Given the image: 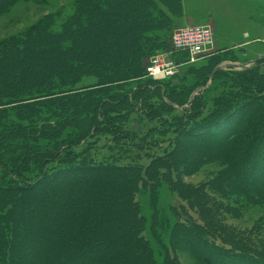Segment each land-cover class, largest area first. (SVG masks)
<instances>
[{
    "label": "rangeland",
    "instance_id": "rangeland-1",
    "mask_svg": "<svg viewBox=\"0 0 264 264\" xmlns=\"http://www.w3.org/2000/svg\"><path fill=\"white\" fill-rule=\"evenodd\" d=\"M180 1L158 0L156 1V7L149 6L157 23H154V26L150 28L152 30V40H150L149 46L146 47L143 53L145 73L141 72L139 76H136L137 73L132 72L124 86L114 85L113 90L116 92V89L123 87L125 90L134 91L142 84L149 89V92L146 91L150 96L149 101L154 104L164 102L171 106V108L163 107L165 109H161V111L163 110V118H160L162 113L160 115L155 114L157 117L155 120H151L146 116L141 118V112L130 115V126L140 138H143V135L146 134L152 142H155L157 138L166 141L170 139L169 143L162 145L163 147L144 145L142 149L138 150L143 155H149V157L142 160L143 163H151L154 156L168 153L173 148H176V152L181 153V157H185V154H182L184 151L188 158L179 159L176 157V160L173 161L174 169H169L163 174L168 176H162L157 181L154 180V184L147 183L143 186L140 183V187L135 194V200L131 198V203L128 202L127 192L124 189L129 184L123 182L125 180L121 178L122 173L91 172L83 169L79 172L58 174L59 169L48 171L49 164L44 171L37 169L36 162L31 161V170L27 172L28 183L21 185L20 182L17 191H6L5 194L0 196V211L6 215L0 217V226H2V230L0 229V243L6 250L9 249V258L5 259V264H24L23 261L19 262L16 257L20 255L27 257L31 255V250H39L37 247L40 241L39 238L43 239L45 243L47 240L48 245H52L53 240L51 238L46 239L38 230H40L41 224L44 223V225L51 228L54 217L63 215L65 217V211L70 209L71 212L75 213L77 207L78 211L82 210L83 207L81 206L90 201L96 204V207H91L87 215L90 216L93 212L92 216L96 215L95 217H98V211L102 207L99 203L102 200L96 195L99 186H107L108 190H111V193L103 201L107 204V207H115V204L119 207L117 208L118 212L111 211L116 223L109 224L110 229L101 227V232L104 229L102 235L95 241H90L87 247L75 254L77 258L68 260L67 264L93 262V259L97 255H101L103 251H110L108 243H105L109 238L115 239L116 237L118 241L131 244V237L126 232L131 231V225L134 223H136L134 227L137 225V230H140L145 240H147L144 242L145 247L143 249H151L154 260L148 261L149 263L214 264L212 259L208 261L202 259L196 247L187 242L186 237L190 232L187 230L186 221L192 223L193 230L191 232H197L198 225L203 231L208 232L207 234L212 237V241L215 239L222 245L247 250V252H252L264 258V199H261L257 191L251 190L253 187L256 189L258 185H264V161L262 163L263 167L258 165L254 168L257 179L256 184H252L250 179H246L243 172L234 173L232 167L228 166L227 161L216 157L214 153H208L207 155L203 151L207 148L210 151L215 147L226 148L227 146V150L224 149V152L230 153L233 148H229L231 145L228 143L234 141V138L228 142H223V140L228 139L227 136L230 137L233 131L238 130L236 128L237 123L238 125L241 123V127H243V122L250 124L249 116L251 117L252 112H255V110L258 113H256V116L254 115L253 123L264 126V114L257 106L262 103L264 106V0ZM75 2L76 0H16L5 12L0 13V41L14 35L24 36L30 33L31 27H35L37 23H43L44 21L46 27H50L53 31L61 29L64 18L75 10ZM168 5L181 14L177 13V16H171L172 21L169 18H163V15L159 13L161 10H167ZM119 14V16L123 15ZM49 17L52 23L47 21ZM122 17L127 18V21L129 20L127 16L123 15ZM194 25H210L212 27L214 32L212 49L214 53L202 56L204 59L193 63L191 59L180 56L183 52L171 54L170 51L172 34L183 26ZM34 31H37V29L35 28L30 34ZM112 39L115 41L116 38L113 36ZM159 56L172 60L176 65V71L174 76L167 79H153L154 81H152V77L148 75L147 67ZM119 63L120 65H126L129 64V60L121 58ZM113 70L107 69L106 73L112 74ZM247 76H255V82L244 81L243 78ZM110 80L113 81L114 78ZM97 81L98 79L95 76H87L76 87L81 88L92 85ZM239 83L244 84L242 89ZM248 86L251 88L249 89ZM165 89H167V92H165ZM232 94H234V97H232ZM197 95L202 96L208 102L205 113H209L212 107H221L220 103L228 100H232L228 103L229 106L243 102L237 109L229 111L222 119L224 124L222 123L221 127L218 126L220 128L218 130L224 132L223 136H217L220 133L214 134L215 132L212 134L202 133V135L194 128H186L194 123V120L192 122L189 118L187 120L185 112L190 111L188 107L191 106V102L198 101ZM227 95L230 97L227 98ZM220 96H223L222 101L211 100ZM132 102H135V100ZM113 106L110 105V107ZM135 106L137 107L133 108L134 111L141 110V105ZM67 108V105L64 106L62 112L67 111ZM130 108L132 107L130 106ZM11 109L12 107L9 108V110ZM50 111L52 110H49L48 107H43L40 116V119L43 120L40 121L43 123L49 121L54 128L56 126L55 130L58 133L57 129L63 125L56 123L59 119L52 118L53 115L46 119ZM57 113L60 112L57 111ZM88 114L87 111L79 115ZM178 119L187 120L181 127L178 125L181 133L185 129L187 130L186 136H183L180 132L178 135L176 134L177 127L174 124ZM160 120L167 121L170 124V134L164 135L162 133L164 127ZM30 122L28 120L24 124ZM81 122L82 119L77 121L76 124L78 125ZM37 124L39 125V121ZM64 127L68 129L66 128L67 125H64ZM226 131L229 135L225 133ZM249 131L252 133L251 130ZM242 133L243 128L239 130L238 137H241ZM213 134L217 138H212ZM45 137H49L48 133L41 134L39 139L44 140ZM88 137L83 140L87 142ZM250 138H253V133ZM89 142V145H84L80 149L88 148L97 161L109 160L111 155H114L115 157L121 156L123 163H126L125 165L132 162L127 156H124L125 154L120 153L111 146V139L104 133L94 134L93 132ZM83 144L80 143V145ZM246 147L247 145L244 146V148ZM57 165L60 166L61 164ZM52 172L54 173L50 175ZM17 176L15 173L13 176L15 180L11 183L17 182ZM221 180L223 181L222 190L219 189ZM213 181H215V184L212 185L211 182ZM202 185L210 188L207 190L208 193L204 189L202 195L199 193L194 195L190 192V189H197ZM23 186L24 189H22ZM40 189L46 190V196L38 194ZM118 189L119 192L117 193ZM209 193L216 194L214 198L219 199L220 205L213 206L212 204L211 206V203H206L208 197H210ZM82 200L85 201L81 202ZM247 200H250L251 203H247ZM199 204L210 205L212 208L209 209L210 213H215L218 210V215L210 216L211 218L207 221L208 216ZM103 206H105L104 203ZM29 213H31L36 229L30 240L24 234L26 232L25 227L29 223L27 221L30 218L29 216L27 218ZM134 213L137 216L136 220L134 219ZM116 215L118 220L115 219ZM213 217L216 218L214 221L217 223H212ZM19 225L23 227V230H19ZM218 225L221 227L220 231L216 228ZM194 228L197 229L194 230ZM254 228L255 230H253ZM21 233H23L22 236ZM94 254H96L95 257H93ZM211 254L214 256L213 252ZM136 257L138 264L145 262L144 259ZM88 258H92V260L89 261ZM75 259L77 260L75 261ZM61 263L65 264L64 261ZM225 263L232 264L230 261ZM124 264L128 263L124 262Z\"/></svg>",
    "mask_w": 264,
    "mask_h": 264
},
{
    "label": "trees",
    "instance_id": "trees-1",
    "mask_svg": "<svg viewBox=\"0 0 264 264\" xmlns=\"http://www.w3.org/2000/svg\"><path fill=\"white\" fill-rule=\"evenodd\" d=\"M15 1L0 0V13L5 12ZM156 1L158 0H76L75 10L64 18L61 29L53 31L50 27H46L44 21L37 23L35 27H31L30 33L35 28L37 29L32 34L27 31L28 34L24 36L14 35L0 41V196L6 191H17L20 182L21 185L28 183L27 172L31 170V161H35L37 169L45 171L49 164L48 171L59 169L58 174L79 172L83 169L91 172L122 173L121 178L125 180L123 182L129 184L123 188L127 192L128 202L131 203V198L135 200V194L140 183L143 186L147 183L154 184V180L157 181L162 176H168L163 174L169 169H174L173 161L176 160V157L179 159L187 157L184 151L182 154H185V157H181V153L176 152V148H173L168 153L154 156L151 163H143L142 160L149 155H143L138 150L142 149L144 145L161 147L164 143H169L170 139L166 141L157 138L155 142H152L146 134L140 138L130 126V115L141 112V118L146 116L155 120L157 118L155 114L160 115L162 113L160 118H163V110L161 111V109H164L163 107L171 108V106L164 102L154 104L149 101L150 96L146 93L149 89L142 84L134 91L125 90L123 87L116 89V92L113 90L114 85L124 86L132 72L137 73L136 76H139L141 72L145 73L143 53L152 40L150 28L154 26V23H157L149 6L156 7ZM119 13L129 17V20L127 21V18L122 17L123 15L119 16ZM159 13L163 15V18H169L171 21V16L175 17L177 13L179 14L170 6L167 7V10H161ZM47 21L52 23L50 17ZM113 36L116 38L115 41L112 39ZM180 56L186 58V54L182 53ZM121 58H127L129 64L120 65ZM107 69H114L113 73L107 74ZM92 75L98 79L95 84L81 88L76 87L84 77ZM111 78L114 80L111 81ZM243 80L252 83L255 82V76H247ZM240 86L242 89L244 84L242 83ZM96 91L98 92L96 93ZM233 95L232 97H234ZM196 97L198 101L191 102V106L188 107L190 111L185 112L187 120L188 118L190 122L194 120V123L192 126L189 123L190 125L186 128H194L201 134L215 132L214 134L220 133L217 136H223L224 132L218 130L222 126V119L229 111L237 109L243 102L229 106L228 103L232 100H228L220 103L221 107H212L209 113H205L208 102L200 95ZM228 97L230 96L227 95ZM133 99L138 103L132 102ZM215 99L222 101L223 96L211 100ZM111 104L114 106L110 107ZM134 104L141 105V110L134 111L133 108L137 107ZM66 105L68 106L67 111L62 112ZM257 106L264 114L263 103ZM11 107L12 109L9 110ZM43 107L52 110L50 111L52 114L49 112L46 119L53 115L52 118L59 119L54 122L63 125L57 129L58 133L55 130L56 126L54 128L49 121L44 122L45 124L40 121L43 120L40 119ZM57 111L60 113L58 114ZM87 111L89 112L88 115H79ZM256 113L258 112L255 110L251 117L249 116L250 124L243 122V127H241V123L239 125L237 123L236 128L238 130L233 131L230 137L227 136L228 139L223 140V142H228L234 138V141L228 143L231 145L229 148H233L230 153L224 152L227 146L226 148L215 147V151L214 149L210 151L207 150L208 148L203 149L205 154L214 153L216 157L227 161L234 173L243 172L246 179H250L252 184H256L257 179L254 168L258 165L263 167L264 161V126L253 123ZM81 119L82 122L77 125V121ZM28 120L31 122L24 124ZM187 120H176L174 126L177 127V135L180 132L186 136L187 130L185 129L186 131L181 133L178 125L181 127ZM38 121L39 125L37 124ZM160 122L164 127L162 133L164 135L170 134V124L163 120ZM64 125H67L66 128L68 129H65ZM242 128V136L238 137L239 130ZM249 130L252 131L253 138H250L252 133ZM93 132L94 134L101 132L108 135L111 139V146L125 154L124 156H127L132 162L125 165L126 163H123L121 156L115 157L114 155H111L109 160L97 161L88 148L80 149L84 145H89V138ZM43 133H48L49 137L41 140L39 136ZM225 133L229 135L227 131ZM213 135L212 138H217L216 135ZM87 136L89 137L85 142L83 139ZM81 142L84 144L80 145ZM245 145H247L246 148H244ZM57 164L61 165L58 166ZM15 173L18 175L16 178L18 180L13 184L11 182L15 180L13 179ZM211 183L213 185L215 181ZM222 183L221 180L220 190L223 187ZM24 188L23 186L22 189ZM208 188L202 185L200 188L190 189V192L194 195L197 193L202 195L203 189L208 193ZM263 188L264 185H258L256 189L253 187L251 190L257 191L261 199H264ZM96 192H98L96 195L102 200H95L102 205L98 211V217H95L96 215L93 217V212L90 216L87 215L91 207H96V204L88 201L81 206L83 207L82 210L78 211L77 207L75 213L69 209L65 211V217H63L64 215L54 217L51 228L44 225L45 223L41 224L38 231L46 239L51 238L53 244L48 245L47 240L45 243L43 239L39 238L40 241L37 244L39 250H31V255L27 257L17 256L19 262L23 261L24 264H62L61 262L64 261L67 264L68 260L77 258L75 254L87 247L90 241H95L102 235L104 229L101 232V227L109 228V224H115L116 221L113 214L111 215V211L118 212V205L115 204V207L109 208L103 202L111 190L109 191L107 186H99ZM38 194L46 196L47 193L45 189H40ZM209 196L206 203H211V206L212 204L213 206L220 205L219 199L214 198L216 194L209 193ZM83 201L85 200L81 202ZM247 201V203H251L250 200ZM199 206L206 212L207 221L212 215H218V210L215 213H210L209 209H212L210 205L199 204ZM2 216L5 217L6 215L0 211V217ZM28 216L30 217L27 220L29 223L25 227L27 233L24 232V234L30 240L36 229L31 213L27 215V218ZM117 217L116 215V220H118ZM136 218L137 216L134 219L136 220ZM215 219L213 217V224L214 222L217 223L214 221ZM186 222L187 230L190 232L186 237L187 242L196 247L202 259L204 258L206 261L212 259L214 264H224L227 261L232 262V264H242V262L244 264H264V258L257 254L222 245L215 239L212 241V237L207 234L208 232L203 231L198 225L199 232H191L193 230L192 223L191 221ZM135 224L131 225L130 232H126L131 237V244L118 241L116 237L115 239L109 238L105 243H108L110 251L105 250L99 256L94 254L93 257H96L93 262L90 261L92 258H88L90 262L87 264H124V262L138 264L136 256L144 259L143 264H154L148 262L154 260V257L151 249H143L145 247L144 242L147 240L141 231L137 230V225L134 227ZM216 228L221 230L219 225ZM0 229L2 230V226ZM21 229L23 230V227L19 225V230ZM22 234L20 235L22 236ZM68 238L70 239L68 240ZM200 242L202 244H199ZM211 252L214 253V256ZM8 258L9 249L6 250L0 243V264H5L4 261ZM206 261L204 262L207 263Z\"/></svg>",
    "mask_w": 264,
    "mask_h": 264
},
{
    "label": "built area",
    "instance_id": "built-area-1",
    "mask_svg": "<svg viewBox=\"0 0 264 264\" xmlns=\"http://www.w3.org/2000/svg\"><path fill=\"white\" fill-rule=\"evenodd\" d=\"M214 32L210 25L183 26L171 36L170 53L183 52L192 62L214 53ZM176 65L168 58L156 57L147 67L148 75L161 80L174 76Z\"/></svg>",
    "mask_w": 264,
    "mask_h": 264
}]
</instances>
